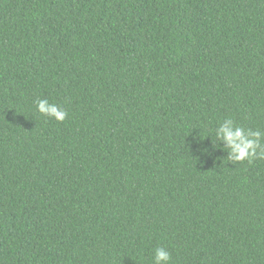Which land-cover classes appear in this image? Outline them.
Masks as SVG:
<instances>
[{"label":"trees","instance_id":"1","mask_svg":"<svg viewBox=\"0 0 264 264\" xmlns=\"http://www.w3.org/2000/svg\"><path fill=\"white\" fill-rule=\"evenodd\" d=\"M225 119L264 143V0H0V264H264Z\"/></svg>","mask_w":264,"mask_h":264},{"label":"clouds","instance_id":"2","mask_svg":"<svg viewBox=\"0 0 264 264\" xmlns=\"http://www.w3.org/2000/svg\"><path fill=\"white\" fill-rule=\"evenodd\" d=\"M36 107L39 113L57 121H63L67 117L63 108L50 104L47 99L37 100ZM217 135L226 142L232 160L251 162L253 159H264V143L260 140V132L234 127L231 119H225L219 125ZM170 259L171 254L165 248L155 249L154 264H169Z\"/></svg>","mask_w":264,"mask_h":264}]
</instances>
